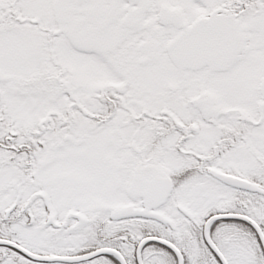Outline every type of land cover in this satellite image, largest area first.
<instances>
[{
	"label": "snow or ice",
	"instance_id": "1",
	"mask_svg": "<svg viewBox=\"0 0 264 264\" xmlns=\"http://www.w3.org/2000/svg\"><path fill=\"white\" fill-rule=\"evenodd\" d=\"M0 264H264V0H0Z\"/></svg>",
	"mask_w": 264,
	"mask_h": 264
}]
</instances>
